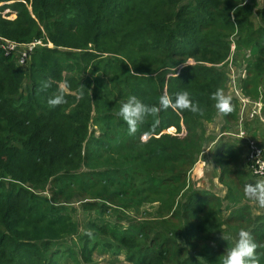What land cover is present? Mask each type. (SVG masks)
Wrapping results in <instances>:
<instances>
[{"label": "trees", "instance_id": "16d2710c", "mask_svg": "<svg viewBox=\"0 0 264 264\" xmlns=\"http://www.w3.org/2000/svg\"><path fill=\"white\" fill-rule=\"evenodd\" d=\"M0 37L53 46L21 66L0 40V264H95L98 251L132 264H220L241 229L264 245V211L244 195L255 182L238 168L242 146L221 142L215 153L225 197L186 181L215 111L211 96L226 89L233 44L255 53L257 74L264 69V8L254 0H0ZM117 74L115 91L104 81ZM49 78L66 83L56 108L47 103L56 84L38 94ZM181 91L202 115L161 109L129 135L122 101L135 95L159 107L161 95L175 100ZM230 99L227 125L239 118ZM145 133L162 137L141 143ZM119 188L132 197L122 202ZM135 197L157 203L156 217H131ZM111 208L121 213L113 228L86 220L81 233L82 212ZM257 255L264 264V247Z\"/></svg>", "mask_w": 264, "mask_h": 264}, {"label": "rangeland", "instance_id": "374dc122", "mask_svg": "<svg viewBox=\"0 0 264 264\" xmlns=\"http://www.w3.org/2000/svg\"><path fill=\"white\" fill-rule=\"evenodd\" d=\"M253 1V0H252ZM256 3V6L258 8H264V0H254ZM251 3V0H250ZM5 12L2 16H5V18L11 19L9 16L6 15ZM254 23L257 25L259 23V19H254ZM1 38V37H0ZM5 39V38H2ZM12 41V40H10ZM236 41V38H235ZM15 42V41H12ZM49 47H53L52 44L49 45ZM129 64V62H128ZM261 63H257L255 53H253L250 49H246L241 46L235 45V43L232 46V54L230 58H228L225 63L223 69L226 70V76H227V83H226V89L224 90V93L226 96L231 97L232 99H237L235 94V90H233V81H235L236 85H238L241 89L242 95L247 96L248 100L251 103L254 102H263L264 103V69L261 70L260 73H256L257 65H260ZM264 64V63H263ZM220 68V67H218ZM141 70L148 76L151 70V66L145 64L142 62ZM132 71V69H131ZM121 80V75L117 74V76L114 79H111L109 77L107 80L104 81L106 85H108L109 89L112 90H117L119 88L118 83ZM145 85V84H143ZM239 94L240 91L238 90ZM247 93V95L245 94ZM241 95V94H240ZM241 95V96H242ZM235 100V104L238 108V114L239 118L238 121L241 120V112L242 108L240 106V103ZM143 103H148L149 101H142ZM253 105L249 109V112L247 113V117L251 115L250 112L252 110ZM225 114H222L218 112V110L215 108V111L213 112V116L209 119L208 122L204 123L202 129H201V134L204 137V142H203V149L201 150V153L198 157L197 163L192 167V169L188 172L187 174V185L190 189L196 190L197 191H205V192H210L213 193L214 195H218L220 197H225L226 195V187L222 184H220V168L217 167V163L214 161V156L216 151L218 150L219 145L221 142H229L231 143V140L235 141L238 143V145L242 146L244 149V154L241 156L240 161L241 164L238 165V168L240 170H247V161H246V149H247V143L246 141L240 139L237 137V130L236 127L238 126V121L236 123L227 125L225 121ZM244 123L245 126L248 128L250 127L251 123L252 126L249 129L254 128L255 134L257 137L260 139V145L264 149V141L261 140V135L262 132H264V129H257L255 128V123H258V125L262 126L264 128V122L261 120V117H264V111L260 114L257 115L254 120L251 121V123L247 122L246 118V113L244 114ZM251 117V116H250ZM95 126L93 129L95 130L98 128L96 123H94ZM181 126L183 128V131L185 132L186 125L181 121ZM164 133H170L175 135L176 129H170L168 131H163ZM230 132L232 134L227 133ZM162 133L159 134V136H151L150 138L147 137V139H142L144 134L140 137V142L141 143H147L151 140V138H160ZM180 136H184V133H181ZM193 137V135H191ZM263 138V136H262ZM183 139V138H182ZM232 141V143H233ZM248 172V173H247ZM248 179H250L252 182H256L257 179L255 178L248 170ZM107 185H112V183H109ZM80 187H76V191L80 192ZM118 192L122 195L121 196V201L125 202V199H128L129 197H132L131 194H129V197L125 195L126 193L122 192L121 188L118 189ZM104 193V190L101 189L98 193L99 195H102ZM125 198V199H124ZM82 198L80 197V194H76L72 200V204L79 205L81 203ZM131 207L132 209L130 210H125L128 212V214L131 217H136V218H155L156 217V207L157 203H149L147 201L141 200L140 197H135L133 202H131ZM253 209L257 211V214H262L264 211V208H260L258 205L253 204ZM123 209L122 207H120ZM165 211V210H163ZM82 231H85L86 229V224L85 221L87 220H92L96 221V223L103 224L106 222H109L111 224V228L114 227V224L116 223L117 218L121 215L120 212L117 210H114L113 208L108 209L106 213L100 215L99 211H92L90 214L87 212H82ZM126 215V214H125ZM254 215V214H253ZM104 216V217H103ZM100 218L101 220H97ZM104 218V221H103ZM168 221L174 223L175 218L174 217H169L167 218ZM125 224V227H127L126 222H123ZM95 235V234H94ZM97 239L96 235L92 238L93 241ZM95 260V264H132L127 261L126 255L124 253H120L118 255H114L112 251L108 253H102L98 251L96 252L93 256Z\"/></svg>", "mask_w": 264, "mask_h": 264}, {"label": "clouds", "instance_id": "9594fccd", "mask_svg": "<svg viewBox=\"0 0 264 264\" xmlns=\"http://www.w3.org/2000/svg\"><path fill=\"white\" fill-rule=\"evenodd\" d=\"M190 63L191 61L189 60L185 65L188 66ZM53 84L57 85V90L48 98L47 103L49 108H56L66 103V83L62 81H53L51 78L41 81L38 94L40 92H47L48 89L52 88ZM211 99L215 101L214 106L218 112L229 114L232 111L231 99L225 95L223 89L218 88L212 94ZM168 108L181 111L187 110L194 114H203L199 104L192 101L189 93L181 91L176 94L175 100L166 93L161 95L159 97V107L149 106L135 95L129 96L126 101L121 102L118 115L127 124L129 135H135L146 117L155 116L161 109L167 110ZM241 136H243V133H241ZM147 137L148 133H145L142 139H147ZM262 156H264V152L259 154L257 160ZM244 195L260 208H264V179L257 180L254 184H246L244 186ZM261 247H264V245H259L249 231L241 229L236 243L229 246L225 254L220 257V264H260L257 250Z\"/></svg>", "mask_w": 264, "mask_h": 264}, {"label": "built area", "instance_id": "2783aa9c", "mask_svg": "<svg viewBox=\"0 0 264 264\" xmlns=\"http://www.w3.org/2000/svg\"><path fill=\"white\" fill-rule=\"evenodd\" d=\"M1 41H3L2 49L7 55L10 54H17L18 55V63L21 66H25L27 64V60L29 56L32 54L34 49L43 47V46H49L51 44H44L42 40H35L34 42L27 43V44H20L17 42H12L7 39L0 38ZM233 94H235L236 98H238V102L240 103V106L242 108L241 112V120L238 121V126L236 127L237 130V137L246 141L247 143V149H246V161H247V170L257 179H264V156H262L259 160H257L260 153L264 152L263 147L260 145V139L256 136L254 128L249 129L252 126L251 121L254 120V118L257 115H260L264 111V103L261 102H254L251 103L247 96L242 95L241 89L238 85H236L235 81H233ZM238 90L240 91V95ZM252 107V110L250 112L249 118L247 117V113L249 112V109ZM246 113L247 122L251 123L250 127H246L244 123V114ZM252 119V120H251ZM261 120L264 122V117H261ZM229 134H232L230 132H227ZM225 133V135L227 134ZM241 133H243V136H241Z\"/></svg>", "mask_w": 264, "mask_h": 264}, {"label": "crops", "instance_id": "0c3cea01", "mask_svg": "<svg viewBox=\"0 0 264 264\" xmlns=\"http://www.w3.org/2000/svg\"><path fill=\"white\" fill-rule=\"evenodd\" d=\"M255 128H257V129H264L262 126L258 125V123H255ZM262 136H263V138H262ZM261 140L264 141V132H262ZM263 144H264V143H263Z\"/></svg>", "mask_w": 264, "mask_h": 264}]
</instances>
